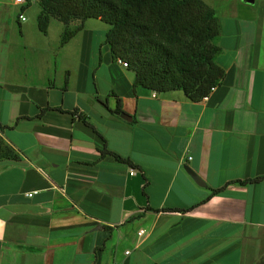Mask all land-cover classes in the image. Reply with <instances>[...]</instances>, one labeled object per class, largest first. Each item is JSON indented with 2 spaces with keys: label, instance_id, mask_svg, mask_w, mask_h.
Here are the masks:
<instances>
[{
  "label": "crops",
  "instance_id": "crops-1",
  "mask_svg": "<svg viewBox=\"0 0 264 264\" xmlns=\"http://www.w3.org/2000/svg\"><path fill=\"white\" fill-rule=\"evenodd\" d=\"M225 7L223 78L193 101L134 85L107 44L91 63L85 21L79 51L30 43L0 0V134L19 156L0 160V264L264 263V0Z\"/></svg>",
  "mask_w": 264,
  "mask_h": 264
},
{
  "label": "trees",
  "instance_id": "trees-1",
  "mask_svg": "<svg viewBox=\"0 0 264 264\" xmlns=\"http://www.w3.org/2000/svg\"><path fill=\"white\" fill-rule=\"evenodd\" d=\"M32 1L39 6L40 32H47L51 18L64 24L61 46L82 29L86 19L108 24L104 43L114 60L125 61L133 71L134 85L159 93L181 90L187 98L198 101L223 78L224 71L216 62L221 48L214 43L219 24L214 9L203 0H24L19 14ZM75 20L79 24L70 27ZM112 112L123 113L119 100ZM88 127L97 135L101 155L128 162L109 151L104 138ZM18 159L0 134V160Z\"/></svg>",
  "mask_w": 264,
  "mask_h": 264
},
{
  "label": "rangeland",
  "instance_id": "rangeland-1",
  "mask_svg": "<svg viewBox=\"0 0 264 264\" xmlns=\"http://www.w3.org/2000/svg\"><path fill=\"white\" fill-rule=\"evenodd\" d=\"M210 3H213L214 9L216 10L217 14L221 13L223 11H225L227 9L226 3L227 2H233L234 0H207ZM221 2H225L224 4H221ZM240 2L242 4H247L244 2V0H240ZM212 8V7H211ZM214 10V11H215ZM231 10V8L228 9V11ZM39 12V6L38 3L36 1H32L31 4L26 7L21 13L22 15L25 17L26 21L24 22V26H23V31L26 33H30L29 35L32 34V32H35L36 36H29L31 39L28 40L30 43H39L38 45H42L44 43V47H48V44H50V46H61L60 45V36L61 33L63 32L65 26L62 22L56 20L55 18H51L49 21V25L47 28V32L46 33H42L38 30L37 28V14ZM215 12V15H216ZM24 19V20H25ZM12 22H13V27H12V32L13 34H16L17 36L19 35V31H20V27L16 21V13L15 15L13 14L12 16ZM76 25V23H71L70 27H74ZM85 26L88 28V30H91L92 33V44L90 46V50H89V61L91 63H98L101 62V58L103 57V46L106 45V43H104V35L106 30L108 29V24H106L105 22L99 20V19H94V18H89L85 20ZM82 34L83 33H79L78 35H74L75 37L73 39H71L70 43H68L67 46L74 48L76 50H80L83 46H82ZM215 40V39H214ZM35 45H33L32 47H29L31 50L34 48ZM44 56L46 57L47 54L44 53ZM28 62H36L35 59H38L39 61L44 62L45 59L41 58L40 56V52L38 51H33V53H31V51H28ZM117 61V60H116ZM103 62V61H102ZM119 63V62H118ZM103 72V71H102Z\"/></svg>",
  "mask_w": 264,
  "mask_h": 264
},
{
  "label": "water",
  "instance_id": "water-1",
  "mask_svg": "<svg viewBox=\"0 0 264 264\" xmlns=\"http://www.w3.org/2000/svg\"><path fill=\"white\" fill-rule=\"evenodd\" d=\"M244 1L247 2V3H252V2H253V0H244ZM119 116H120L122 119L126 120V121H130V120H131V116H129V115L125 114V113H120ZM185 170L190 174V176L194 179V181H195L198 185H200V186H204V185H205L204 182H203V180H201V178H200L199 176H197V175L195 174V172H193V170H191V169H190L189 167H187V166H185Z\"/></svg>",
  "mask_w": 264,
  "mask_h": 264
},
{
  "label": "built area",
  "instance_id": "built-area-1",
  "mask_svg": "<svg viewBox=\"0 0 264 264\" xmlns=\"http://www.w3.org/2000/svg\"><path fill=\"white\" fill-rule=\"evenodd\" d=\"M15 3H17V4H24V0H13ZM18 18L21 20V21H23L24 19H25V17L22 15V13H20L19 15H18ZM117 62H119V64H121L122 66H124V67H127V63L125 62V61H123V60H121V59H118L117 60ZM205 98V97H204ZM130 174H135V171L133 170V169H131L130 170ZM38 192V190H32V191H29V192H26V195L28 196V197H31V196H33L35 193H37ZM141 233H143V230H140L139 232H138V234L140 235Z\"/></svg>",
  "mask_w": 264,
  "mask_h": 264
}]
</instances>
